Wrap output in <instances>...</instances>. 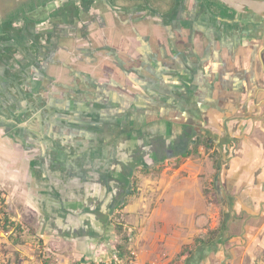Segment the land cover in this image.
<instances>
[{
	"label": "crops",
	"instance_id": "0c3cea01",
	"mask_svg": "<svg viewBox=\"0 0 264 264\" xmlns=\"http://www.w3.org/2000/svg\"><path fill=\"white\" fill-rule=\"evenodd\" d=\"M223 19L207 31L193 16L178 44L176 24L156 27L142 64L76 65L99 83L70 78L55 63L44 69L56 79L42 81L35 72L41 64H30L42 96L36 88L17 96L23 67L4 68L0 182L9 213L13 199L23 221L33 214L29 226L19 222L25 233L35 230L45 257L57 264L111 260L118 242L111 222L121 209L127 246L144 264L259 260L264 66L231 61ZM55 57L70 61L61 51ZM200 139L213 148L196 146ZM230 246L237 251L228 254Z\"/></svg>",
	"mask_w": 264,
	"mask_h": 264
},
{
	"label": "flooded vegetation",
	"instance_id": "af4514ba",
	"mask_svg": "<svg viewBox=\"0 0 264 264\" xmlns=\"http://www.w3.org/2000/svg\"><path fill=\"white\" fill-rule=\"evenodd\" d=\"M1 2L7 7L1 17L0 26V45L6 54L4 59L7 64L11 62L23 67L16 74L19 82L17 96L27 95L28 89L32 88L37 89V91L33 90V93L42 96L45 88L37 79L41 78L42 81L56 79L44 69L47 63L62 66L70 78L79 80L82 76L95 83L101 81L94 73L83 71L76 65L95 66L99 69L105 67L107 63L115 67L127 66L134 61L142 64L149 59L150 34L156 27H164L162 24H171V26L176 24L172 28L177 36L175 44H178L179 36L184 35L185 30L191 29L187 24L193 16L205 22L207 31L215 27L220 17L225 18L223 26H226L231 61L242 66L260 67L261 71L264 69H262L264 0H227V2L222 0H1ZM15 36H26V38L17 40ZM110 43L116 44L117 48ZM122 47L126 48L124 55L120 50ZM243 47H247L245 50L247 54L244 57L238 53V49ZM57 51L68 53L69 63L56 59ZM10 54L14 58L11 59ZM50 59L53 62L50 63ZM36 63L41 64L42 68L35 70L38 78L33 81L32 77L35 74L34 72L31 74L32 70L29 68H31L30 64ZM102 74L108 76L106 71ZM8 126L7 130L13 132L14 126L12 124Z\"/></svg>",
	"mask_w": 264,
	"mask_h": 264
},
{
	"label": "rangeland",
	"instance_id": "374dc122",
	"mask_svg": "<svg viewBox=\"0 0 264 264\" xmlns=\"http://www.w3.org/2000/svg\"><path fill=\"white\" fill-rule=\"evenodd\" d=\"M14 191V190H12ZM6 192L3 189L2 183L0 182V263L6 264H45L46 258L44 254H47L44 248L40 247V243H35V238L33 237L34 229L31 232L25 233L24 229L22 233H19L16 229V226L21 225L19 221L27 222L28 224L24 223V225L29 226L32 222L35 221L34 216L32 213L26 215V220L20 218L19 211H15L17 203L15 200L11 199V204H14V207L9 213L10 210L7 204V197L4 195ZM16 205V206H15ZM22 208V207H21ZM9 209V210H8ZM9 214V222L6 223V219L4 214ZM125 213H121V209L117 211V216H115V220L118 223H122L121 216ZM123 218V217H122ZM20 219V220H19ZM221 224L225 221V214L222 213L220 216ZM15 224L14 226L12 223ZM6 226V228H5ZM23 224L21 225V227ZM34 232V233H33ZM124 233V230H123ZM118 235V242L117 244L121 243L125 237V234ZM134 239V237H133ZM264 241V238H263ZM229 245V242H227ZM264 243V242H263ZM34 244V245H33ZM225 245V244H223ZM242 246V245H240ZM223 247V246H221ZM227 246H224V248ZM261 252H259V260L255 262V264H264V247L261 246ZM116 250V249H115ZM237 250L230 246L227 249L228 254L232 252H236ZM47 256V255H46ZM107 261L97 262L98 264H106ZM251 264H254L252 262Z\"/></svg>",
	"mask_w": 264,
	"mask_h": 264
},
{
	"label": "trees",
	"instance_id": "16d2710c",
	"mask_svg": "<svg viewBox=\"0 0 264 264\" xmlns=\"http://www.w3.org/2000/svg\"><path fill=\"white\" fill-rule=\"evenodd\" d=\"M196 146H198V145H200V144H203V145H205L208 149H210V148H213V143H209V142H206V141H202L201 139L200 140H198V141H196ZM135 190V189H134ZM136 191V190H135ZM4 216H5V219H6V223H8L9 222V218H10V215L9 214H4ZM115 216H117V214L116 215H114V219H112V225L114 226V229H116L115 231H116V233L120 236V234H122L123 233V230H124V227H123V225L121 224V223H118L116 220H115ZM12 223V222H11ZM12 225L14 226L15 224H13L12 223ZM5 228H6V226H5ZM16 229H17V231L19 232V233H22V232H24L23 231V228L21 227V225H18V226H16ZM32 230V229H31ZM31 230H30V232H31ZM34 232H35V230H34ZM33 232V233H34ZM124 232H125V230H124ZM221 232V229H218V230H215V231H213L212 232V238L210 239V240H212V239H215L218 235H219V233ZM35 234V233H34ZM34 234H33V236H34ZM124 234V233H123ZM117 235V236H118ZM129 241H130V238H129V236H128V234H126L125 235V237H124V239L122 240V242L121 243H119V244H117V246H116V251H117V253H118V255H123L127 250H126V248L128 247L127 245L129 244ZM197 242V244L199 243V241H196ZM204 242V241H203ZM40 243V242H39ZM205 243V242H204ZM185 251V250H184ZM45 264H57L52 258H49V257H47L46 258V261H45ZM74 264V263H73ZM75 264H82V263H75ZM89 264H94V263H89Z\"/></svg>",
	"mask_w": 264,
	"mask_h": 264
},
{
	"label": "built area",
	"instance_id": "2783aa9c",
	"mask_svg": "<svg viewBox=\"0 0 264 264\" xmlns=\"http://www.w3.org/2000/svg\"><path fill=\"white\" fill-rule=\"evenodd\" d=\"M127 248H126L127 251L123 255H118L116 251V255H114L111 260H108L106 264H144L141 261L140 255L136 249L131 247H127Z\"/></svg>",
	"mask_w": 264,
	"mask_h": 264
},
{
	"label": "water",
	"instance_id": "95a60500",
	"mask_svg": "<svg viewBox=\"0 0 264 264\" xmlns=\"http://www.w3.org/2000/svg\"><path fill=\"white\" fill-rule=\"evenodd\" d=\"M222 1L227 2V0H222ZM6 10H7L6 4L4 2H1V0H0V26H1V23H2L1 17L4 15ZM15 38L17 40H20V39L26 38V36H18V37L15 36ZM1 48L2 47L0 45V94L3 91V89H2L3 88V84H6L5 83V79H6L7 74L5 75L4 68L8 67V64L6 63V59H4V56L1 54V52H2ZM9 56H10L11 59L14 58L11 55H9ZM11 123L7 122L8 125H10ZM0 139H1V136H0Z\"/></svg>",
	"mask_w": 264,
	"mask_h": 264
}]
</instances>
